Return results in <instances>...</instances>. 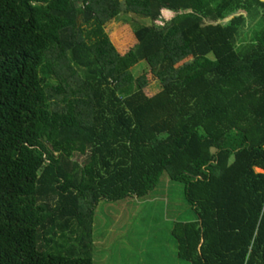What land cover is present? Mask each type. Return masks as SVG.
I'll return each instance as SVG.
<instances>
[{"label":"trees","instance_id":"trees-1","mask_svg":"<svg viewBox=\"0 0 264 264\" xmlns=\"http://www.w3.org/2000/svg\"><path fill=\"white\" fill-rule=\"evenodd\" d=\"M112 21L133 27L131 50L111 42ZM143 61L163 86L153 97L131 71ZM256 168L260 0H0V264H93L96 208L165 176L196 214L171 229L179 260L264 264Z\"/></svg>","mask_w":264,"mask_h":264},{"label":"rangeland","instance_id":"rangeland-1","mask_svg":"<svg viewBox=\"0 0 264 264\" xmlns=\"http://www.w3.org/2000/svg\"><path fill=\"white\" fill-rule=\"evenodd\" d=\"M174 15L164 11L153 26L164 28ZM130 19L139 25H152L134 15ZM216 23L220 22H206L207 25ZM105 32L120 51H129L135 46L131 25L112 21L105 26ZM149 70L150 66L143 61L131 71L136 78L146 76L151 80L144 92L153 97L163 86ZM75 160L82 162L84 158L76 155ZM195 218L186 201L185 185L171 182L167 176L145 198H127L116 203L102 201L96 208L91 231L93 264H188L178 259L171 229L176 221Z\"/></svg>","mask_w":264,"mask_h":264},{"label":"crops","instance_id":"crops-1","mask_svg":"<svg viewBox=\"0 0 264 264\" xmlns=\"http://www.w3.org/2000/svg\"><path fill=\"white\" fill-rule=\"evenodd\" d=\"M255 170H256V172H258V173H263V172H264L263 170H261V169H259V168H256Z\"/></svg>","mask_w":264,"mask_h":264},{"label":"water","instance_id":"water-1","mask_svg":"<svg viewBox=\"0 0 264 264\" xmlns=\"http://www.w3.org/2000/svg\"><path fill=\"white\" fill-rule=\"evenodd\" d=\"M260 1L264 3V0H260Z\"/></svg>","mask_w":264,"mask_h":264}]
</instances>
